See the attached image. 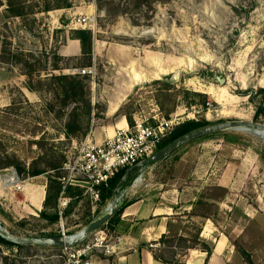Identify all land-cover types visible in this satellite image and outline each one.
<instances>
[{
	"label": "rangeland",
	"instance_id": "374dc122",
	"mask_svg": "<svg viewBox=\"0 0 264 264\" xmlns=\"http://www.w3.org/2000/svg\"><path fill=\"white\" fill-rule=\"evenodd\" d=\"M58 1L22 0L25 15L6 17L7 0H0V164H10L0 168V175L13 168L23 179H31L26 172L34 166L48 168L60 157L65 162L86 133L107 125V100H123L117 115L129 114L133 124L175 116L179 124L234 120L264 124V112L255 118L257 107L264 105V0H102L101 9L97 0H68L69 7L56 9ZM46 6L51 10L44 11ZM81 16L95 18L91 22L94 54L96 48L103 56L92 61L95 75L89 84L94 110L88 129L68 137L65 117L57 114L62 97L57 99L50 90L47 76L86 68L88 59L83 55L59 61L63 68L59 71L52 68L53 53L60 54L71 42L72 30L83 29L73 25ZM3 46L6 53H1ZM176 72L180 77L175 81ZM40 79L39 91L28 90V83L37 88ZM16 164L26 171H19ZM148 166H154L153 180L179 176L200 185L194 211L209 216L226 235L231 263L264 264L261 134L236 129L216 132ZM140 171L135 170L122 188L130 186ZM50 173L54 174L43 173L47 183ZM144 177L140 184L147 182ZM15 193L0 190V222L6 231L30 237L58 228L38 219L40 212H33L32 205H19L16 200L23 194ZM21 218L26 221L23 225ZM79 228L72 224L66 234ZM197 232L194 226L189 242L170 238L157 255L183 260V247L204 245ZM207 244L212 247L213 240ZM173 251L180 256L173 257ZM0 264L64 262L60 248L17 250L0 245Z\"/></svg>",
	"mask_w": 264,
	"mask_h": 264
},
{
	"label": "crops",
	"instance_id": "0c3cea01",
	"mask_svg": "<svg viewBox=\"0 0 264 264\" xmlns=\"http://www.w3.org/2000/svg\"><path fill=\"white\" fill-rule=\"evenodd\" d=\"M70 41L60 49V55L64 58L80 57L82 55L80 41L78 39ZM102 56L96 48L94 54L93 48L94 61L97 57ZM33 96L34 94L30 93V97ZM123 104V100L118 103L107 100L104 114L107 125L92 130L97 140H104L107 136H112L117 128L129 125L125 115L121 113L117 115ZM151 167L139 170L148 177L145 184H140L144 177L141 175L142 180L137 179L138 176L130 186L120 189L119 196L122 197L125 206L116 218L114 233L123 237L121 252L113 257L94 255L92 257L93 264H233L227 254L232 250L226 235L217 230L209 216L194 211L200 185L194 180H187L179 176L168 180H158L157 178L153 180L156 173H152L151 169L154 166ZM44 177L45 175L40 174L33 176L32 180L25 179V189L15 193V195L23 194L22 198H16L19 205L24 204L30 208L33 206V212L43 210L46 197L45 189L48 185L47 178ZM2 190L6 191L7 189ZM111 201L112 199L107 201L102 211ZM200 219L205 222L200 223ZM194 226L198 229V241L204 244L202 247H198L199 243L183 247L185 251L183 260L165 259L163 256L157 255V251H164L170 238H180L189 242ZM216 231H218L217 234ZM208 239L213 240L212 247H209L211 248L209 257L205 248L208 246ZM24 246L16 249H33V247L47 248L48 250L59 249V247L52 246ZM172 255L176 258L177 255L180 256V253L173 251Z\"/></svg>",
	"mask_w": 264,
	"mask_h": 264
},
{
	"label": "built area",
	"instance_id": "2783aa9c",
	"mask_svg": "<svg viewBox=\"0 0 264 264\" xmlns=\"http://www.w3.org/2000/svg\"><path fill=\"white\" fill-rule=\"evenodd\" d=\"M91 22H95L93 16H81L73 20V25L74 28L92 30ZM72 73L89 75L93 78L95 68H77ZM153 119V122L147 119L135 120L132 125L117 128L112 136H107L104 140H97L93 132L89 131L78 143H75L73 151L60 168L63 174L62 191L58 198L61 236L69 235L66 234L63 219V212L71 201V198L65 194L68 186L77 187L83 191L84 196L90 202L92 214H95L100 202L102 187L108 186L109 180L120 169H128L154 154L162 138L180 123L177 116L171 119L156 117ZM5 171L1 175L2 189L13 192L25 189V179L15 169L9 168ZM141 175L145 176L144 172H140L138 176ZM145 179L143 177V182ZM122 204L121 197L120 205ZM122 243L121 235L112 233L107 227L101 226L81 243L60 247L61 257L64 264H93L94 255L113 257L119 254Z\"/></svg>",
	"mask_w": 264,
	"mask_h": 264
},
{
	"label": "trees",
	"instance_id": "16d2710c",
	"mask_svg": "<svg viewBox=\"0 0 264 264\" xmlns=\"http://www.w3.org/2000/svg\"><path fill=\"white\" fill-rule=\"evenodd\" d=\"M102 0H97L98 8H102L103 3ZM148 1V0H145ZM8 7L6 8V17H22L25 15V6L23 5L22 0H7ZM70 6L68 0H59L56 3L54 8H67ZM51 10L50 6H46L44 11ZM72 39H78L81 45V52L83 56H86L88 59V64L86 67H93L95 62L93 63V32L89 29H75L71 32ZM4 42V41H3ZM5 43V42H4ZM6 47L3 46L1 49V53H6ZM54 59L56 61L53 64L52 68L54 71H59L63 68L59 67L58 62L62 61L64 57H62L57 52L53 53ZM28 74V73H26ZM29 75V74H28ZM89 75H81L78 73H69L65 74L59 72V74H51L47 76V80L49 81L50 90L53 91L56 98H61V107L57 112L58 117H65L64 123V134L66 136L75 135L77 131H82V129H88V122L92 116V112L94 110V106L92 104V100L90 97V84H89ZM43 86L42 80L38 81V87L30 82L26 86L28 90L37 92ZM200 95V94H196ZM264 102V97H263ZM54 110V106H50V111ZM264 112V105H259L257 107L255 118L259 117V115ZM129 125L133 124L132 117L129 114L124 113ZM169 116V114H167ZM207 123L202 121H187L177 125L173 130L162 138L160 144L157 146V150H160L170 144L175 139L180 136L186 134L189 131L194 129L207 126ZM86 132H84L85 134ZM87 134V133H86ZM213 135V134H211ZM230 138V137H229ZM227 137V139L229 140ZM226 139V140H227ZM227 140V141H228ZM54 157V155H53ZM64 157L53 159L48 165V168H40L39 166H34L28 172H26L27 176H37L43 173H48V171H53L54 174L49 175V181L47 185L46 197L44 200V208L40 212L38 219L44 220L47 222V226H56L58 228H53L52 230L46 229L42 230L40 234H34L35 236H49L56 237L61 236V228H60V215L58 210V198L62 191L63 183L61 181L62 174L60 172V168L63 165ZM6 165V166H4ZM8 164H0V168L8 167ZM19 171H26L25 167L21 164H16ZM127 168L120 169L114 177L109 180L108 186L102 187L101 198L98 204V209L95 214H92L90 209V203L86 196H84L83 191L77 187L68 186L65 190V194L71 198V201L67 208H65L63 212L64 219V227L65 231L69 233V229L73 226H79L80 229L87 226L94 218V216L99 215L102 211L103 206L107 203L108 200H111L114 194V190L117 186V183L125 174ZM137 170V169H136ZM133 170L131 174L134 172ZM128 178L130 177V175ZM127 178V179H128ZM127 181V180H126ZM80 204V207L78 205ZM125 203L120 205L119 210L110 218L102 227H107L110 232L114 233V224L116 222V218L121 214L122 209L124 208ZM78 209V210H77ZM71 217H75V220H70ZM25 218H21V225H23L26 221ZM46 226V227H47ZM51 229V228H50ZM0 245L15 247V248H23L24 245H14L7 240H5L0 235ZM205 247V246H204ZM207 255L209 257L211 253V248L208 246L205 247Z\"/></svg>",
	"mask_w": 264,
	"mask_h": 264
},
{
	"label": "water",
	"instance_id": "95a60500",
	"mask_svg": "<svg viewBox=\"0 0 264 264\" xmlns=\"http://www.w3.org/2000/svg\"><path fill=\"white\" fill-rule=\"evenodd\" d=\"M180 77V72H176L174 75V80H178ZM236 129V130H246L252 131L254 133H259L264 139V124L257 123L253 121H243V120H234V121H225L219 122L212 125L203 126L192 131L187 132L186 134L180 136L179 138L172 141L170 144L164 148L156 151L154 154L148 158L138 162L137 164L129 167L120 181L117 183V186L114 190L112 201L107 205L105 210L100 213L98 216L93 218V220L80 231L71 233L68 236H30V237H20L13 235L6 231L3 225L0 222V235L7 240L8 242L14 245H37V246H52V247H63V246H74L81 243L87 236L92 232L104 225L112 216L119 210L121 197L120 188L126 182L129 174L136 169H142L149 164L156 163L163 158H166L177 149L183 145L194 141L196 139L214 134L216 132Z\"/></svg>",
	"mask_w": 264,
	"mask_h": 264
},
{
	"label": "bare ground",
	"instance_id": "6f19581e",
	"mask_svg": "<svg viewBox=\"0 0 264 264\" xmlns=\"http://www.w3.org/2000/svg\"><path fill=\"white\" fill-rule=\"evenodd\" d=\"M137 179H141V180H142L141 176H139ZM121 188H122V186H121ZM121 188H120V189H121Z\"/></svg>",
	"mask_w": 264,
	"mask_h": 264
}]
</instances>
